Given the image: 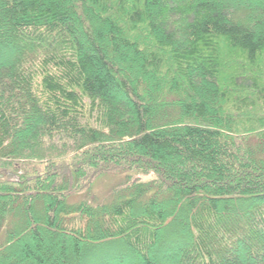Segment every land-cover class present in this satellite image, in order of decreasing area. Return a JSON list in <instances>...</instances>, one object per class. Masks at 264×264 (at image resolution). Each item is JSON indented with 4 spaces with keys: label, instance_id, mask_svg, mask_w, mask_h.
Here are the masks:
<instances>
[{
    "label": "trees",
    "instance_id": "obj_1",
    "mask_svg": "<svg viewBox=\"0 0 264 264\" xmlns=\"http://www.w3.org/2000/svg\"><path fill=\"white\" fill-rule=\"evenodd\" d=\"M0 264H264V0H0Z\"/></svg>",
    "mask_w": 264,
    "mask_h": 264
},
{
    "label": "rangeland",
    "instance_id": "obj_2",
    "mask_svg": "<svg viewBox=\"0 0 264 264\" xmlns=\"http://www.w3.org/2000/svg\"><path fill=\"white\" fill-rule=\"evenodd\" d=\"M123 177V175L108 174L105 177L99 179L97 183L94 184L92 191L93 197H95L97 200L105 199L109 190L121 183Z\"/></svg>",
    "mask_w": 264,
    "mask_h": 264
}]
</instances>
